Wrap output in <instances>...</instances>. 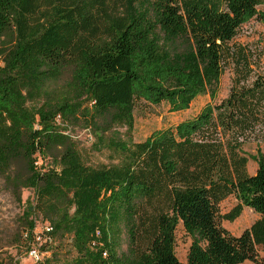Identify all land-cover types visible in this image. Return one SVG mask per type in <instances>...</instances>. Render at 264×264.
I'll use <instances>...</instances> for the list:
<instances>
[{"label": "trees", "instance_id": "1", "mask_svg": "<svg viewBox=\"0 0 264 264\" xmlns=\"http://www.w3.org/2000/svg\"><path fill=\"white\" fill-rule=\"evenodd\" d=\"M262 3L0 0V179L18 203L34 193L19 222L29 244L40 216L47 245L71 239L66 264H264V152L250 174L244 150L264 143V72L234 43L264 20ZM230 65L229 95L213 104ZM206 93L194 118L130 137L138 105L181 112ZM77 126L115 162L87 164L67 133ZM230 196L239 204L222 215ZM244 207L260 218L236 236L221 220Z\"/></svg>", "mask_w": 264, "mask_h": 264}, {"label": "rangeland", "instance_id": "2", "mask_svg": "<svg viewBox=\"0 0 264 264\" xmlns=\"http://www.w3.org/2000/svg\"><path fill=\"white\" fill-rule=\"evenodd\" d=\"M258 7L260 12H264V0ZM234 43L245 48L253 55L254 74L264 72V20L256 16L249 23L242 26ZM234 78V69L230 65L220 79L218 97L213 104L220 103L230 92ZM212 103L209 93L199 96L186 111L171 112L166 104L152 106L142 103L135 110L134 126L130 137L135 142L146 140L153 132L174 128L181 122L194 118L208 104ZM125 135L126 128L119 130ZM68 134L77 142V147L89 165H110L113 162L112 154L103 149H95L96 137L90 129L84 126L72 127L67 131ZM126 136V135H125ZM258 147L264 152V143L258 145L251 141L244 146V150L251 158L248 166L249 173H255L257 162L253 159L257 155ZM34 193L32 190L22 192V202L18 203L14 197L4 189L0 179V264H66V258L71 259L74 251L71 248V239L66 238L60 242L56 241L47 245L43 233L48 226V222L43 221L42 217H37L36 240L32 244L25 239V234L19 224L23 212L33 201ZM239 204L235 196H230L220 205L222 215L229 213ZM260 216L251 208L244 207L241 215L233 222L221 220V225L230 231L231 234L239 236L246 229H249ZM191 245V239L186 235L183 226L180 224L176 230L175 252L177 258L186 263L187 254ZM39 253V259L30 256V250ZM264 258V252H260ZM68 260V259H67ZM242 264H253L245 261Z\"/></svg>", "mask_w": 264, "mask_h": 264}, {"label": "built area", "instance_id": "3", "mask_svg": "<svg viewBox=\"0 0 264 264\" xmlns=\"http://www.w3.org/2000/svg\"><path fill=\"white\" fill-rule=\"evenodd\" d=\"M49 230L50 229L47 228V231H49ZM97 235H99V233ZM30 256L32 258L39 259V253L36 250L31 249L30 250Z\"/></svg>", "mask_w": 264, "mask_h": 264}, {"label": "crops", "instance_id": "4", "mask_svg": "<svg viewBox=\"0 0 264 264\" xmlns=\"http://www.w3.org/2000/svg\"><path fill=\"white\" fill-rule=\"evenodd\" d=\"M250 163V162H249ZM249 163H248V166H249ZM256 172V171H255ZM251 174V173H250ZM252 174H254V173H252Z\"/></svg>", "mask_w": 264, "mask_h": 264}]
</instances>
